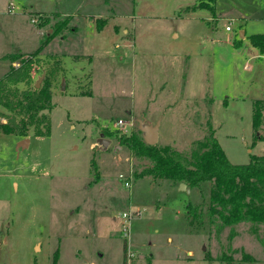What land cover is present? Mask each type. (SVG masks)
<instances>
[{"label": "rangeland", "instance_id": "374dc122", "mask_svg": "<svg viewBox=\"0 0 264 264\" xmlns=\"http://www.w3.org/2000/svg\"><path fill=\"white\" fill-rule=\"evenodd\" d=\"M254 34H264V0H0V77L18 63L10 55L42 41L30 86L53 74L50 133L0 128V264H264V223L198 231L185 206L202 205L207 186L137 176L148 161L105 134L130 135L144 117L159 122L160 145L188 150L212 129L232 162L264 154V120L252 123L264 99ZM135 208L124 239L121 215Z\"/></svg>", "mask_w": 264, "mask_h": 264}, {"label": "trees", "instance_id": "16d2710c", "mask_svg": "<svg viewBox=\"0 0 264 264\" xmlns=\"http://www.w3.org/2000/svg\"><path fill=\"white\" fill-rule=\"evenodd\" d=\"M68 20L70 18L56 21L53 29H65ZM250 41L264 55V34L251 35ZM45 44L42 41L32 54H12L9 57L11 62L18 63L10 65L0 77V106L6 109V115L11 116L6 124L0 122L4 132L16 131L26 135V131L34 127L36 134L50 133L46 115L41 111L51 107L52 72L47 73L49 77L45 75L40 87L30 86L34 58ZM20 82L25 84L23 88L17 86ZM252 105V123L258 130L264 120V100H254ZM106 133L109 137H116L119 144L127 146L136 158L148 161L137 176L166 178L176 184L185 182L189 187H197L199 192H202V186H207L208 193L203 195L202 205L188 203L185 206L187 223L191 225L194 222L198 231L206 230L210 236L211 231L219 235L229 228L232 236L233 226L239 223L249 222L255 226L264 223V154L251 153L247 162H232L212 129L193 140L188 150H179L170 144H150L139 128H133L130 135L119 134L116 130H107ZM257 137L264 139L258 132ZM225 259L231 260L230 257ZM52 264H56V259Z\"/></svg>", "mask_w": 264, "mask_h": 264}, {"label": "water", "instance_id": "95a60500", "mask_svg": "<svg viewBox=\"0 0 264 264\" xmlns=\"http://www.w3.org/2000/svg\"><path fill=\"white\" fill-rule=\"evenodd\" d=\"M42 77H39V79L36 81L35 83V88L39 87V82L41 80ZM62 85L64 83V79H62L61 81ZM48 111V109H43L41 111V113H46ZM138 122V128L142 131V135L143 138L145 139L146 142L153 144L155 142H157L158 138H159V122H155V123H150L147 122L146 119L144 117L140 118L137 120ZM99 146L101 148H106L107 145L111 142V139L109 137H105L104 133L101 132L99 134V137L97 138ZM26 141V139H24L22 141V144ZM116 147H119V145L116 144ZM179 187L180 190H190V187L186 185L185 182H180L179 183Z\"/></svg>", "mask_w": 264, "mask_h": 264}, {"label": "built area", "instance_id": "2783aa9c", "mask_svg": "<svg viewBox=\"0 0 264 264\" xmlns=\"http://www.w3.org/2000/svg\"><path fill=\"white\" fill-rule=\"evenodd\" d=\"M225 30L226 31H230L231 30V26L230 25H227L225 27ZM115 126L116 127H119V128H124L125 126H128V129H130L131 127V124L130 123H126L124 122L122 119H118L115 123ZM120 177H126L124 174L120 173L119 174ZM124 184L129 186L130 185V181L129 179H125L124 180ZM142 214V211L141 209L139 208H135L133 210H129L128 212H124L122 215H121V218L123 219V222H122V236L124 239H128L127 237H129L130 235V230H131V221L134 219V218H139ZM127 257L128 259L132 257V253L128 251L127 253ZM91 264H95V263H91Z\"/></svg>", "mask_w": 264, "mask_h": 264}, {"label": "crops", "instance_id": "0c3cea01", "mask_svg": "<svg viewBox=\"0 0 264 264\" xmlns=\"http://www.w3.org/2000/svg\"><path fill=\"white\" fill-rule=\"evenodd\" d=\"M261 100H264V99H261ZM263 114H264V109H263ZM159 134V133H158ZM193 253L189 252L188 255H192ZM85 264V263H83Z\"/></svg>", "mask_w": 264, "mask_h": 264}]
</instances>
